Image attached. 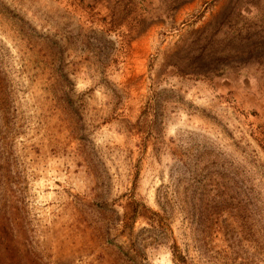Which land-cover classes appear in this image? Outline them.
Returning <instances> with one entry per match:
<instances>
[{"label": "rangeland", "instance_id": "obj_1", "mask_svg": "<svg viewBox=\"0 0 264 264\" xmlns=\"http://www.w3.org/2000/svg\"><path fill=\"white\" fill-rule=\"evenodd\" d=\"M0 264H264V0H0Z\"/></svg>", "mask_w": 264, "mask_h": 264}]
</instances>
